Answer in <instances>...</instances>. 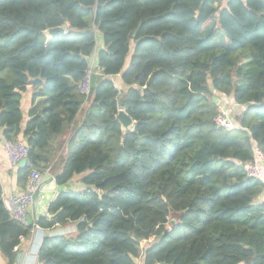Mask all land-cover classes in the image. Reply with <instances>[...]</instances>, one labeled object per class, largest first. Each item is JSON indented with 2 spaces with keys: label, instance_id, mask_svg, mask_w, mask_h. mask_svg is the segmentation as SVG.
Instances as JSON below:
<instances>
[{
  "label": "trees",
  "instance_id": "obj_1",
  "mask_svg": "<svg viewBox=\"0 0 264 264\" xmlns=\"http://www.w3.org/2000/svg\"><path fill=\"white\" fill-rule=\"evenodd\" d=\"M220 97L242 108L234 131L215 123ZM0 131L59 187H85L37 221L76 223L38 264H264V181L245 170L254 144L264 152V0H0ZM3 195L0 181V251L16 264L35 226Z\"/></svg>",
  "mask_w": 264,
  "mask_h": 264
},
{
  "label": "crops",
  "instance_id": "obj_2",
  "mask_svg": "<svg viewBox=\"0 0 264 264\" xmlns=\"http://www.w3.org/2000/svg\"><path fill=\"white\" fill-rule=\"evenodd\" d=\"M99 48L101 49L103 46V41L99 42ZM31 98H32V92L29 90L24 96H23V110L25 114V121L28 120V110L31 104ZM220 106L223 111L228 113V115L231 117L238 115L240 111H242V108L239 107L237 104H235L232 100V98H222L220 97ZM82 117L79 118V121L81 122ZM4 142L5 139L3 137L2 131H0V181L3 185V191L4 195H10L13 193L21 192L24 189H21L18 185V170H14L10 168L7 155L5 153L4 149ZM264 167V165H263ZM76 183V184H74ZM74 184V186H73ZM45 189L41 196L38 197L37 202L35 206L31 209L29 218L34 222L35 229L33 231V234L26 239H22L21 244L19 245V254L16 264H38V252L39 249L46 238V235L49 236H71L75 234L76 232V223H69L64 226L56 227L52 230H44L37 227V221L41 217H49L48 208L49 204L52 202V200L55 198L56 194L60 191H81L85 189V187L80 183V178L77 177L73 181H71L68 185L64 187H59L55 179L46 174L45 175ZM3 195V196H4ZM264 201V193L260 198ZM145 246H147L145 244ZM137 264H143L142 259H136ZM0 264H8L5 258L2 256V253L0 251Z\"/></svg>",
  "mask_w": 264,
  "mask_h": 264
},
{
  "label": "built area",
  "instance_id": "obj_3",
  "mask_svg": "<svg viewBox=\"0 0 264 264\" xmlns=\"http://www.w3.org/2000/svg\"><path fill=\"white\" fill-rule=\"evenodd\" d=\"M94 73V64H92L86 71L80 84V91L84 96H89L91 93L92 77ZM215 123L219 128L229 132L239 128V124L235 122L228 113L223 111V109L219 116H217ZM4 149L10 168L19 170L20 163L25 160V168L29 170L26 188L23 191L3 196V202L10 218L22 225H27L31 209L35 206L38 197L44 192L45 175L33 168L28 158L29 150L24 141L5 140ZM263 165L264 152L254 144V159L245 165L247 176L264 181ZM18 249L19 247L16 248V250Z\"/></svg>",
  "mask_w": 264,
  "mask_h": 264
},
{
  "label": "water",
  "instance_id": "obj_4",
  "mask_svg": "<svg viewBox=\"0 0 264 264\" xmlns=\"http://www.w3.org/2000/svg\"><path fill=\"white\" fill-rule=\"evenodd\" d=\"M65 29L64 28H54L47 30L44 34L47 36L48 41L50 42L53 38H55L58 34H64ZM124 101H121V105H123ZM117 120L121 123L123 131L126 133L128 131L133 130L135 123L133 119L129 117V115L126 113L125 110L121 109L119 111V114L117 116ZM26 161H22L19 165V169L25 168ZM102 194V193H100ZM28 224H34V222L31 220V218L28 219ZM49 237V235H46V238Z\"/></svg>",
  "mask_w": 264,
  "mask_h": 264
},
{
  "label": "rangeland",
  "instance_id": "obj_5",
  "mask_svg": "<svg viewBox=\"0 0 264 264\" xmlns=\"http://www.w3.org/2000/svg\"><path fill=\"white\" fill-rule=\"evenodd\" d=\"M97 35H98L99 42H101L102 41V35L99 32L97 33ZM114 80H115L116 85H118L119 88H121L122 85H121L120 79L118 77H116V78H114ZM231 118L234 120L235 119V116H233V117L231 116ZM74 184H76V183H74ZM74 184H73V186H74ZM176 222L177 221H176L175 218H171L170 219V224L174 225V224H176Z\"/></svg>",
  "mask_w": 264,
  "mask_h": 264
}]
</instances>
